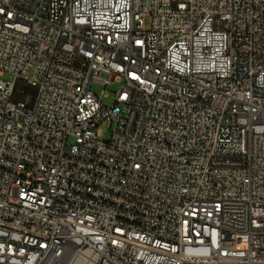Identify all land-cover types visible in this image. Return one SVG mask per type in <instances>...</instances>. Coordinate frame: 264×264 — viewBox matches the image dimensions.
Segmentation results:
<instances>
[{
  "label": "built area",
  "instance_id": "1",
  "mask_svg": "<svg viewBox=\"0 0 264 264\" xmlns=\"http://www.w3.org/2000/svg\"><path fill=\"white\" fill-rule=\"evenodd\" d=\"M0 264H264V0H0Z\"/></svg>",
  "mask_w": 264,
  "mask_h": 264
},
{
  "label": "rangeland",
  "instance_id": "2",
  "mask_svg": "<svg viewBox=\"0 0 264 264\" xmlns=\"http://www.w3.org/2000/svg\"><path fill=\"white\" fill-rule=\"evenodd\" d=\"M149 24V18L145 17L144 18V25L147 28ZM8 76H4L3 79H7ZM120 86V82H112L110 84H108L107 86L103 87V86H96L94 85L93 91L97 92L98 94H101L102 89L104 90L103 93L105 94L104 96L101 97V100L103 103L106 104H111L112 100H113V95L116 92V90L119 88ZM101 129V135L99 136V140H107L109 138L110 135V131L111 128L107 126V122H102L99 126Z\"/></svg>",
  "mask_w": 264,
  "mask_h": 264
}]
</instances>
